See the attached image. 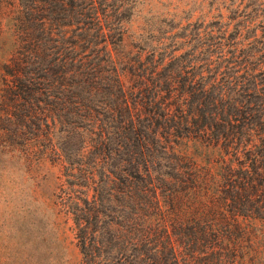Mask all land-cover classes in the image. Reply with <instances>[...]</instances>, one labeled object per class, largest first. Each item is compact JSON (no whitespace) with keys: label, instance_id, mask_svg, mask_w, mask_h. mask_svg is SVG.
Listing matches in <instances>:
<instances>
[{"label":"trees","instance_id":"trees-1","mask_svg":"<svg viewBox=\"0 0 264 264\" xmlns=\"http://www.w3.org/2000/svg\"><path fill=\"white\" fill-rule=\"evenodd\" d=\"M137 1L0 0L1 151L60 166L82 264H264V13L168 8L128 47Z\"/></svg>","mask_w":264,"mask_h":264},{"label":"rangeland","instance_id":"rangeland-1","mask_svg":"<svg viewBox=\"0 0 264 264\" xmlns=\"http://www.w3.org/2000/svg\"><path fill=\"white\" fill-rule=\"evenodd\" d=\"M237 3H251L259 8L250 12L252 17L264 13V0H138L125 36L126 45L132 46L144 16L150 13H163L169 8L177 10L178 22L201 24L216 18L212 6ZM260 21L259 28L264 29V15ZM195 26H187L186 30ZM8 46L0 49V88L1 64L9 54ZM1 108L0 104V111ZM2 129L0 120V132ZM1 149L5 148L0 143V264H82L72 220L55 203L60 166L19 157L18 147L5 152ZM256 226L258 257L262 259L263 222L258 220Z\"/></svg>","mask_w":264,"mask_h":264}]
</instances>
